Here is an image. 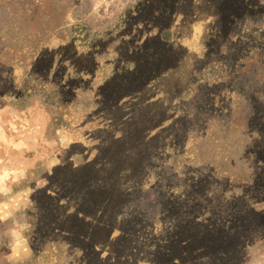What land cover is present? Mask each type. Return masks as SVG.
I'll return each mask as SVG.
<instances>
[{
	"label": "trees",
	"instance_id": "1",
	"mask_svg": "<svg viewBox=\"0 0 264 264\" xmlns=\"http://www.w3.org/2000/svg\"><path fill=\"white\" fill-rule=\"evenodd\" d=\"M255 14L260 16L253 19ZM155 23L158 26L152 27ZM146 25L148 29L144 30ZM139 29L142 40H160L173 46L158 60L169 68L159 71L155 66L160 50H154L149 58L133 52V66L126 58L127 54L131 56V50L127 53L122 44L119 48L115 45L109 51L114 52L113 60L106 61L111 74L89 84L90 90L94 86L100 90L95 103L93 95L87 97L88 101L77 100L79 82L96 72V54L110 35L92 33L88 25L80 22L67 24L53 36L51 31L39 42L19 44L4 80L0 81V99L24 102L32 96H42L47 105L58 108L57 123L72 130L75 137L62 148L55 182L33 196L40 215L37 210L25 213L28 249L21 258L24 263L199 264L206 249L212 252L207 259L213 264H238L242 261L239 248L248 250L257 240L255 227H264V203L256 201L258 192L247 194L242 189L249 188L243 185L245 180L250 184L256 178L264 179V108L252 105L256 122L247 129L251 135H260L259 140L242 138L244 146L259 153L262 168L253 177L247 171L236 170V164L218 163L224 158L221 153L207 157L202 140L192 141V148L190 139L197 138L192 130L196 123L191 125L186 108L172 106L179 85L182 99H188L194 90L191 82L201 59L200 51L211 48V41L226 38L229 33L233 36L224 46V59L202 70L197 84L213 83L221 88L224 85L229 90L231 81L238 80L242 70V74L247 73L243 78L249 85L247 98H264L263 2L160 0L153 4L151 0H137L121 14L110 39L122 33L136 36ZM159 29L169 33L167 42L156 34ZM237 93L233 87L227 98L232 100ZM220 103L225 101L219 97L214 104ZM189 128L190 137L186 133ZM197 133L198 130L196 136ZM185 160L191 164L192 175L180 179V184L173 183L172 191L180 196L185 193L183 188L193 189L191 181L198 188L205 178H220L226 173L220 179L225 188L214 186V192L206 191L215 201H224L221 207L205 206L197 220L177 226L168 223L162 213L153 215L148 222L139 217L128 218L125 209L120 212L119 205L123 206L128 196L126 191L131 187L138 191L157 187L155 183L164 177V167L176 161L185 166ZM237 188L241 190L234 196ZM75 195L79 201H74V205L63 204V198L72 199ZM224 208L222 212L218 210ZM45 222L57 232L55 241L67 249L62 258L56 256L58 244L42 242L40 238L42 232H47L41 229ZM214 222L222 230H215ZM35 238L40 241L33 246Z\"/></svg>",
	"mask_w": 264,
	"mask_h": 264
},
{
	"label": "rangeland",
	"instance_id": "2",
	"mask_svg": "<svg viewBox=\"0 0 264 264\" xmlns=\"http://www.w3.org/2000/svg\"><path fill=\"white\" fill-rule=\"evenodd\" d=\"M151 1L153 4L160 2V0ZM261 1L264 4V0ZM136 2L137 0H0V81L5 72L7 73L9 70L8 66L11 64L19 44L39 42L51 31L52 36L58 34V31H62L67 24L72 22L88 25L92 33L114 35L115 26L118 24L121 14ZM256 16L260 15L255 14L253 19L258 18ZM157 26L158 23H155L152 27ZM143 28L144 30L148 29V25ZM130 34L122 33L111 39L108 36L107 43H102L103 48L101 47L102 49L96 54L99 56V64H97L99 67L93 76L79 82L81 89L80 95L77 97L79 102L88 101L87 97L91 95L94 96L93 103L99 101L100 90L95 86L90 90L89 84L96 79L106 78L108 73V76L111 74V66L106 61L113 60L114 52L109 53V51L115 45L119 48L122 44L121 48L125 47L127 53L131 50V56L127 54L126 58L130 59L133 66L136 63L132 61L133 52H137L138 56L149 58L155 52L154 50H160L159 55L154 59V64L159 68V71L162 67L169 68V65L162 64L158 60H161L162 54H166L165 50H173L172 45L160 40L158 42L144 41L140 29L136 36H130ZM156 34L159 37L161 35L160 38L164 42L169 40V33H165L162 29H159ZM232 36L233 33H229L226 38L211 41L208 46L211 48L200 51L201 59L197 63L193 76L194 81L191 82L194 90L188 94V99H182V89H179V85L172 106L177 104L181 105L182 109L186 108L190 114L189 122L191 125L196 123L192 129L195 135L192 134L197 138L190 139L192 148L195 146L192 141L199 143L202 140L201 146L207 148V157H210L211 154L221 153L224 158L218 163L222 162L223 166L226 163L236 164L238 166L234 167L236 170L247 171V174L251 173L254 177V172H258L262 168L258 157L259 153L255 148L244 146L242 138L244 136L247 140L250 137L259 140L260 135H251L247 129L253 128L252 126L256 122V117L251 112L252 105L264 108V98L255 97L254 100L250 98L252 101L247 98L249 85L243 80L247 73L242 74V70L239 71L238 80L231 81L229 90L227 87L224 88V85L222 88L211 85L213 83L200 86L196 81L199 76H202V70L208 65L224 59V46ZM160 43L163 44L159 46ZM256 69L258 70V68ZM114 82L116 83V80ZM233 87L238 93L230 100L227 95ZM219 97L225 103L214 104ZM58 115V108L47 105L43 97L39 95L32 96L24 102L0 99V264H27L24 263V259L21 260L28 249L25 213L37 210L40 215L37 204L32 200L33 196L36 192L43 191L45 187L49 188L55 182V170L59 167L62 148L69 145V141L75 138L72 130L69 131L57 123ZM178 123L180 122L178 121ZM196 130H198L197 136ZM186 133L188 137L191 136L190 128ZM70 146L74 148L72 143ZM224 159L225 163H223ZM186 162L185 160V166L181 161H176L164 167L162 175L164 177L155 183L157 187H144L139 191L137 188L131 187L126 191L128 196L123 202V206L121 203L119 205L120 212L125 209L128 218L139 217L141 221L148 222L153 220V215L162 213L168 223L177 226L197 220L199 212L203 211L205 206L212 204L214 208L221 207L224 201L219 198L215 201V198H212L211 194L207 192L209 189L214 192V186L216 189L225 188V183L220 179L226 176V173L220 174V178L217 175H214L212 179L205 178V183L199 185L198 188L194 187L196 185L191 181L190 188L193 189L183 188V192H185L183 195L178 196L177 191H172L170 186L173 183L180 184V179L192 175L191 164ZM229 179L230 185V176ZM260 179L256 178L257 185H254L256 182L248 184V181L245 180L243 185L249 188L242 187V189L247 194L255 195L258 192L259 199L256 201L263 204L264 179ZM235 181L233 180L232 183L234 184ZM62 186L65 188V185ZM239 190L241 189H238L234 196ZM243 190L242 192H244ZM244 195L246 194L242 193V196ZM74 201H79L78 195L72 199L63 198L62 200L63 204L71 205H74ZM218 210L222 212L225 208ZM168 218L171 221H168ZM212 224L215 230H222L220 224L215 222ZM39 226L41 227V225ZM41 229L47 230L46 234L41 233L42 242L46 240L58 244L55 241L58 236L55 234L57 232L51 228L49 222L42 224ZM254 236H257V240L250 245L248 250L239 248L238 253H240L242 261L238 264H264V227H255ZM34 240L33 246L40 241L37 238ZM58 245L60 249L56 252V256L62 258L61 256L67 249L62 244ZM54 250H57V246H54ZM210 251L205 249L204 257L199 264H213L210 258L207 259L210 253L212 254Z\"/></svg>",
	"mask_w": 264,
	"mask_h": 264
}]
</instances>
